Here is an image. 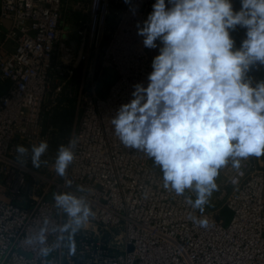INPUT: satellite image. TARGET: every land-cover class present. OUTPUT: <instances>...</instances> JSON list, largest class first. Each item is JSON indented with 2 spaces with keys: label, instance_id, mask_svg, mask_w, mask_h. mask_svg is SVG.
<instances>
[{
  "label": "built area",
  "instance_id": "built-area-1",
  "mask_svg": "<svg viewBox=\"0 0 264 264\" xmlns=\"http://www.w3.org/2000/svg\"><path fill=\"white\" fill-rule=\"evenodd\" d=\"M154 3L0 0V80L8 82L0 92V264H264V156L241 161L239 169L231 163L221 169L219 204L201 214L185 202L192 195L165 189L152 159L125 147L115 134L111 120L132 98L134 84L147 86L159 54L137 35V24ZM232 3L238 11L240 0ZM245 33L240 26L230 31L236 48ZM75 59L90 60L70 137L78 138L75 157L65 177L48 178L35 168L31 149L40 138L46 94L72 72ZM106 67L118 75L99 91ZM263 72L264 66L254 67L246 79L255 87L264 82ZM17 146L27 153H18ZM65 192L85 198L95 212L89 219L94 227L83 225L71 244L69 234L58 230L69 218L53 199V193ZM223 208L231 211L228 222ZM190 212L206 218L208 228L194 223ZM45 220L52 248L46 257L38 244L26 243Z\"/></svg>",
  "mask_w": 264,
  "mask_h": 264
},
{
  "label": "clouds",
  "instance_id": "clouds-1",
  "mask_svg": "<svg viewBox=\"0 0 264 264\" xmlns=\"http://www.w3.org/2000/svg\"><path fill=\"white\" fill-rule=\"evenodd\" d=\"M240 5L236 11L232 0H155L142 26L137 24V35L159 54L147 86L134 84L132 98L111 120L125 147L143 151L160 168L165 189L177 196L195 192V199L185 197V202L201 214L218 191L221 169L229 163L239 169L241 161L264 156V82L253 87L246 79L252 68L264 66V0H240ZM237 26L246 30L239 48L230 35ZM77 143L73 137L58 149V176L65 177ZM47 148L46 141L32 146L35 166ZM17 151L28 149L17 146ZM53 199L69 218L58 230L69 234L71 244L95 212L70 192L53 193ZM189 218L201 228L209 226L191 212ZM44 223L26 243L38 244L46 257L52 248Z\"/></svg>",
  "mask_w": 264,
  "mask_h": 264
},
{
  "label": "rangeland",
  "instance_id": "rangeland-1",
  "mask_svg": "<svg viewBox=\"0 0 264 264\" xmlns=\"http://www.w3.org/2000/svg\"><path fill=\"white\" fill-rule=\"evenodd\" d=\"M77 51L81 48L76 47ZM90 58L93 56L90 53ZM89 58V59H90ZM90 60L82 62L73 60L74 66L72 72L65 74L54 86L48 91L43 104V112L41 117V133L37 141V145L41 141H46L48 148L41 156V163L38 169L44 176L48 178L61 179L55 172V161L58 154V149L61 145L68 146L72 131L76 125L80 114V102L82 98V91L80 86L82 82L85 84L87 80V70H85ZM109 84L99 83V91L106 89ZM153 162V160H152ZM159 170L160 168L156 166ZM161 171V170H160ZM218 184V191H215L209 199V204L205 208L214 210L219 204L218 194L224 182V176L220 171L216 180ZM195 199L196 194L192 190H186ZM221 215L224 217L225 222H228L231 217V211L223 208ZM87 227H94L91 222H87Z\"/></svg>",
  "mask_w": 264,
  "mask_h": 264
},
{
  "label": "water",
  "instance_id": "water-1",
  "mask_svg": "<svg viewBox=\"0 0 264 264\" xmlns=\"http://www.w3.org/2000/svg\"><path fill=\"white\" fill-rule=\"evenodd\" d=\"M117 70L111 67H106L104 69V73L99 77V83L111 84L117 77ZM52 198V194L49 193L47 195V199L50 200ZM132 246L128 245V250H131Z\"/></svg>",
  "mask_w": 264,
  "mask_h": 264
},
{
  "label": "crops",
  "instance_id": "crops-1",
  "mask_svg": "<svg viewBox=\"0 0 264 264\" xmlns=\"http://www.w3.org/2000/svg\"><path fill=\"white\" fill-rule=\"evenodd\" d=\"M4 24H5V25H8V21L5 20V21H4ZM3 37H4L3 30L0 29V38H3ZM12 47H13V45L11 44V42H6V48L11 49ZM261 76L264 77V72L262 73ZM262 77H261V78H262ZM7 84H8L7 81H2V80H0V92H1V91H4V90L6 89ZM262 163H263V162H262ZM263 164H264V163H263Z\"/></svg>",
  "mask_w": 264,
  "mask_h": 264
},
{
  "label": "bare ground",
  "instance_id": "bare-ground-1",
  "mask_svg": "<svg viewBox=\"0 0 264 264\" xmlns=\"http://www.w3.org/2000/svg\"><path fill=\"white\" fill-rule=\"evenodd\" d=\"M89 222V221H88ZM86 225V224H85Z\"/></svg>",
  "mask_w": 264,
  "mask_h": 264
}]
</instances>
